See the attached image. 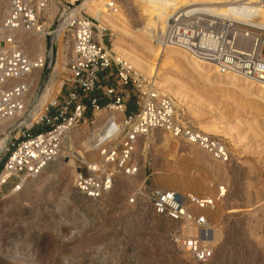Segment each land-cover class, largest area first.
<instances>
[{"label":"rangeland","instance_id":"1","mask_svg":"<svg viewBox=\"0 0 264 264\" xmlns=\"http://www.w3.org/2000/svg\"><path fill=\"white\" fill-rule=\"evenodd\" d=\"M38 1L42 10L40 22L46 27V47L49 50L52 33L57 29L60 18L79 0ZM0 9H3L2 4ZM125 9V28L116 36L110 29H103L105 42L112 48V40H119L124 48L145 59L147 57L136 33L142 16L131 7ZM70 36L66 32L62 41L68 62L72 51ZM57 47L54 65L58 57ZM27 51L30 55L34 52ZM46 58L39 83L29 96L28 108L35 103L45 82L51 77V74L46 77L49 55ZM68 62L67 69L61 70L57 77L62 85L57 83V99L53 103L65 92ZM160 73L188 84L187 98L180 106V118L184 122L198 130L203 122L221 127L219 138L228 147L229 159L217 165L227 169V175L222 176L191 160L180 151V144L171 150L163 147L151 139L154 136L152 131L145 141H137L135 157L144 174L140 186L169 189L162 186V181H179L180 176L211 180L213 189L201 196H214L218 187L224 186L227 194L218 206L223 213L222 222L219 225L217 220L210 222L214 226L210 241L218 245L215 244L214 256L204 264H264V114L254 106L261 99L253 89H246L237 83L234 85L227 79L210 82L193 78L178 60L176 64L161 68ZM114 80L115 77L110 78V82ZM126 90L135 110L137 98L131 87ZM173 101L176 103L177 99ZM243 102L248 104L243 105ZM91 117L98 122L97 115L88 118ZM22 120L23 117L18 122ZM38 121L31 126H22L27 129L25 133L47 129ZM86 126L93 131L91 119L78 128L84 130ZM20 133L19 130L11 142L16 141ZM4 158L3 155L0 159V171ZM98 158L100 156L95 159ZM76 164L79 165V162ZM58 168L59 165L52 167L33 186L15 193L12 190L18 186L20 179L15 178L0 187V264H199L172 242L170 234L176 228L173 222L156 215L141 198L134 203L130 201L139 187L132 184L121 187L119 179H115V188L110 195L90 202L76 192L72 172H69V182L65 183L56 172ZM244 207L257 209L252 216V213L239 211Z\"/></svg>","mask_w":264,"mask_h":264},{"label":"built area","instance_id":"2","mask_svg":"<svg viewBox=\"0 0 264 264\" xmlns=\"http://www.w3.org/2000/svg\"><path fill=\"white\" fill-rule=\"evenodd\" d=\"M41 11L38 0H9L0 23V123L25 110L24 99L30 86L26 77L34 66H46V59L33 62L18 39L22 31L44 29ZM188 18L182 11L172 14L160 29V43L185 49L219 72L238 74L264 85L263 26H250L225 16ZM98 30L96 21L83 12L67 24V33L73 36V53L69 57L65 92L56 103L47 105L38 121L47 129L25 133L27 129L21 127V135L10 141L0 171L4 177L2 185L21 176L40 174L58 159L67 134L89 119L95 123V119L88 117L103 109L112 114L95 142L101 160H80L76 170L74 187L83 199L101 200L111 191L118 173L136 175L140 170L135 157L137 141L154 129L162 128L176 137L187 138L217 160L227 161L226 144L219 137L184 125L171 99L160 97L144 74L118 59L105 42L104 34L102 42L96 39ZM104 77L116 80L108 85L103 82ZM127 87L137 98L131 113ZM103 97L107 99L104 104ZM119 113L124 115L121 120L116 117ZM110 139L113 140L106 143ZM225 193L224 186L214 196L140 186L130 201L141 198L156 215L173 222L176 228L170 238L174 245L193 262L204 264L211 260L216 248L210 241L213 230L204 211L216 206Z\"/></svg>","mask_w":264,"mask_h":264},{"label":"bare ground","instance_id":"3","mask_svg":"<svg viewBox=\"0 0 264 264\" xmlns=\"http://www.w3.org/2000/svg\"><path fill=\"white\" fill-rule=\"evenodd\" d=\"M71 1L74 2L76 0ZM0 4L3 5V9H0V15L3 19L9 7V0H1ZM124 7H131L132 10H136L142 16L141 26L136 29V33L138 36L137 41L143 50L144 56L147 58L141 59L137 57L130 50L124 48L119 40L115 39L112 40L111 51L118 59L125 61L138 73L144 74L145 77L152 83V85H154L155 91L160 97L166 96L168 98H172L170 99L173 102L177 117L184 125H188V123L184 122L183 119L180 118V106L183 105L187 98L186 93L188 92L189 88L188 84L185 81L179 79L176 81L169 74L162 75L160 73L161 68L166 67L171 63L176 64L177 60L179 64H183L184 69L191 73L193 78H197L198 80L203 79L210 82H219L222 79H227L234 85L240 84L244 85L246 89H253L261 99L257 100L255 105H253L256 109L264 114L263 84L253 82L238 74L219 72L211 64L202 62L190 56L187 50L176 46L164 45L158 40L160 29L165 26L172 14L179 11H182L183 15L189 17L188 19L190 20L195 19L191 18L193 15H202L204 17L225 16L230 19L242 21L250 26L264 27V0H79V2L75 4L72 9L65 10L63 16L58 22L57 29L52 33L54 41L58 46L57 62L55 63L56 65L53 63L54 67L52 66V71L49 73V75L51 74V77L48 81H44L46 84L44 88L41 89L37 100L28 108L29 96L39 83L40 73L43 69L41 65L34 66L26 77L30 86L24 99L25 110L19 113L17 116L0 123V159L7 150L11 139L19 133L20 128L24 125L31 126V124L40 119L45 113L47 105L52 104L57 99V94L55 92V89H57V83L62 85V82H59V78L57 77H59L61 70L67 69L66 65L68 62V59L64 54L65 46L62 45V41L65 33L67 32V24L71 21L72 17H75L77 14L82 13L83 11L87 14H90L99 23L97 25L99 30L98 33L96 32V39L102 42L103 29H110L112 35L116 36L121 31H123L122 29L125 28L124 23L127 21V16L125 14L126 9L124 10ZM43 27L44 29L40 32L36 30L30 32L22 31L18 35L21 46L33 62H37L39 60L43 62L45 59H47V55L51 56L50 49L48 50V47H46L47 32L44 24ZM70 38H72L70 40L72 42L71 53H73V36L71 35ZM28 49L34 51L32 55L28 53ZM56 79L58 80L55 81ZM174 98L177 99L176 103L173 101ZM251 103L249 104L251 105ZM247 104V102H243V105ZM111 114L112 113L106 109L96 113L98 122L94 123L93 131L88 126H86L84 130L79 129L78 127L72 129L63 139V148L58 159L54 163L47 165L38 175L21 176L18 187H14L12 193H15L17 190H22L24 187L28 188L33 186L38 178L52 169V167H56L58 165L59 168L56 170V172L59 173L61 179H63L65 183H68L70 179L69 172H72L74 176L73 181L75 183L76 168L78 167L76 162L78 163L80 160L86 162H99L101 160L100 158L95 159L96 157H99L98 151L95 148V142L98 139V135L102 130L104 123ZM22 117L23 120L18 122V119ZM116 117L117 119L121 120L124 115L119 113L116 114ZM199 126V131L215 137H219L220 133L222 132L221 127L215 123L203 122ZM10 127L12 130H9ZM153 131L154 136L151 137V139L158 141L163 145V147L171 150L175 149L180 144V151H183V153L191 160L204 165L211 171L218 172L222 176L227 175V169L225 170L223 167L217 165V163L220 161L209 152L202 149L198 144L191 142L187 138L176 137L173 133L162 128L154 129ZM3 134L4 136H2ZM149 135L150 134L141 136L138 141L140 143L145 141L147 138H149ZM111 140L113 139L106 141V143L110 142ZM72 157H75L78 159V161L74 160ZM3 178V176H0V187L2 186ZM115 179H119L121 187L129 186L131 184L140 187V181L144 179V174L140 170L134 176L118 173ZM180 179L181 180L179 181H171V179L170 181L161 180L162 186H166L169 189L174 190L179 189L183 192H192L196 194L199 193L200 195H205V193H208L214 187V185L211 186V180L208 181L207 179H200L198 177L192 176H180ZM114 188L115 185L113 184L111 191L104 197L110 195ZM226 194L227 192L225 195ZM104 197L102 199H104ZM221 201L222 199H220L216 206L204 211L209 222L217 220V224H221L223 213H221L218 207ZM255 209L257 208L244 207L240 208L239 211L252 213ZM218 227H216V229ZM217 239L220 241L219 236ZM215 244L217 243L215 242Z\"/></svg>","mask_w":264,"mask_h":264},{"label":"water","instance_id":"4","mask_svg":"<svg viewBox=\"0 0 264 264\" xmlns=\"http://www.w3.org/2000/svg\"><path fill=\"white\" fill-rule=\"evenodd\" d=\"M50 51H51V56H49L50 57V60H49L48 67H47V71H46V77L51 72V69H52V66H53V63H54V59H55V56L54 55H55V52H56V43L54 41L53 36L51 38Z\"/></svg>","mask_w":264,"mask_h":264},{"label":"crops","instance_id":"5","mask_svg":"<svg viewBox=\"0 0 264 264\" xmlns=\"http://www.w3.org/2000/svg\"><path fill=\"white\" fill-rule=\"evenodd\" d=\"M103 82L105 83V84H111L112 82H110V79H108L107 77H104L103 78ZM107 101V99L106 98H102V103L104 104L105 102Z\"/></svg>","mask_w":264,"mask_h":264},{"label":"trees","instance_id":"6","mask_svg":"<svg viewBox=\"0 0 264 264\" xmlns=\"http://www.w3.org/2000/svg\"><path fill=\"white\" fill-rule=\"evenodd\" d=\"M133 110H134V108L132 107V103H129L128 113H131Z\"/></svg>","mask_w":264,"mask_h":264}]
</instances>
